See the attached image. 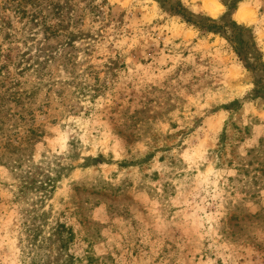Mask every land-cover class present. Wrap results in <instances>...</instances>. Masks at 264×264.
Segmentation results:
<instances>
[{
	"label": "rangeland",
	"instance_id": "obj_1",
	"mask_svg": "<svg viewBox=\"0 0 264 264\" xmlns=\"http://www.w3.org/2000/svg\"><path fill=\"white\" fill-rule=\"evenodd\" d=\"M76 1L74 63L12 72L0 264H264V0Z\"/></svg>",
	"mask_w": 264,
	"mask_h": 264
},
{
	"label": "trees",
	"instance_id": "obj_2",
	"mask_svg": "<svg viewBox=\"0 0 264 264\" xmlns=\"http://www.w3.org/2000/svg\"><path fill=\"white\" fill-rule=\"evenodd\" d=\"M89 1L93 9L94 6L91 0ZM77 9L76 0H0V127L7 120V116L1 114L7 104V99L25 109L26 114L32 113L30 112L31 105L28 108L26 103L35 102L32 96L37 87H22L23 82L19 79L15 80L12 72L24 74L26 71H32L44 79L46 76L52 77L50 66L54 59L64 56L70 64L74 63L77 41L85 36L82 28L73 25ZM185 18L187 22H194L190 17ZM198 26L201 30L221 27L213 22ZM60 34L65 39L59 41L57 45L35 41L39 35H42L46 41L51 36L57 37ZM236 38L239 39V47L236 46V49L240 54V43L244 40L241 34L236 35ZM66 45H71L73 48L64 53L60 48ZM61 66L65 65L61 64ZM8 79L10 82L7 84ZM47 81H44L45 84L52 85L56 80L50 78L49 82ZM59 83H63L62 79H59ZM26 114L23 111L16 113L17 116L19 115L20 123L25 119ZM13 116L14 113L10 117ZM34 135H39V133L30 129L26 135H16V137L19 141H29ZM11 141L12 139L9 142ZM13 152L16 151L13 150ZM63 264H72V262L66 259Z\"/></svg>",
	"mask_w": 264,
	"mask_h": 264
},
{
	"label": "bare ground",
	"instance_id": "obj_3",
	"mask_svg": "<svg viewBox=\"0 0 264 264\" xmlns=\"http://www.w3.org/2000/svg\"><path fill=\"white\" fill-rule=\"evenodd\" d=\"M215 6L218 7L219 3L214 2ZM252 14V12L249 9L243 8L239 11L238 17L239 18H248L250 15Z\"/></svg>",
	"mask_w": 264,
	"mask_h": 264
}]
</instances>
